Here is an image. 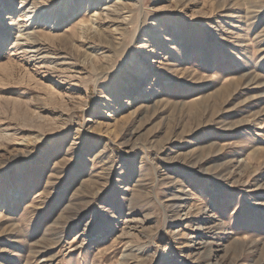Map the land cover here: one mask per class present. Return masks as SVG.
<instances>
[{
    "label": "rangeland",
    "instance_id": "1",
    "mask_svg": "<svg viewBox=\"0 0 264 264\" xmlns=\"http://www.w3.org/2000/svg\"><path fill=\"white\" fill-rule=\"evenodd\" d=\"M21 1L0 264H264V0H38L37 53Z\"/></svg>",
    "mask_w": 264,
    "mask_h": 264
},
{
    "label": "bare ground",
    "instance_id": "2",
    "mask_svg": "<svg viewBox=\"0 0 264 264\" xmlns=\"http://www.w3.org/2000/svg\"><path fill=\"white\" fill-rule=\"evenodd\" d=\"M38 0H22L21 1V5H22V11H21V21H23V25H21L19 27V31H18V40L24 42L26 49L29 50V53H37L39 51V49L37 47H39L40 45H38L37 40L33 37V33L29 32V23L30 21H32L34 18H40V11L43 10V8H40L41 4L39 2H37ZM72 1V0H71ZM13 2H15V0H0V9L2 13H4V16H9L11 15V7L10 5L13 4ZM12 6V5H11ZM47 7V6H46ZM107 11L106 16L109 18V15L111 14H119V11L112 10L111 8H106L105 9ZM104 15L103 13H97L95 12L94 17L96 16H102ZM99 23V19H96L93 23V27L90 29L91 33H97L99 31V26H97ZM97 26V27H96ZM22 28H26L24 30H22ZM1 30V29H0ZM101 30V29H100ZM5 32H7V29L5 30ZM2 34V33H0ZM38 49V51H37ZM28 53V54H29ZM26 54V55H28Z\"/></svg>",
    "mask_w": 264,
    "mask_h": 264
}]
</instances>
